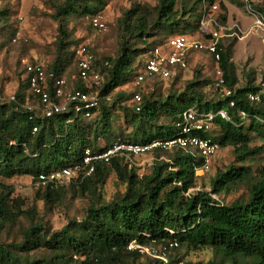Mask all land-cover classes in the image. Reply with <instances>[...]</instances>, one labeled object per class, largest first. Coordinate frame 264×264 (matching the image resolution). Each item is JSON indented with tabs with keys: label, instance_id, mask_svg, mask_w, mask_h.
Instances as JSON below:
<instances>
[{
	"label": "trees",
	"instance_id": "obj_1",
	"mask_svg": "<svg viewBox=\"0 0 264 264\" xmlns=\"http://www.w3.org/2000/svg\"><path fill=\"white\" fill-rule=\"evenodd\" d=\"M155 1L151 8L136 5L123 13L119 19L123 36L115 57H105L98 63L87 47L93 56V68L105 74L96 91L101 101L91 118L81 120L72 111L44 117L40 112L27 110V100L36 99L28 93L21 66L22 87L12 95L15 102L0 97V228L14 224L22 216L30 221L20 242L0 243V264H264V166L253 175L249 164L264 153V89L251 81L235 88L238 80L231 59L236 37L226 39L227 44L224 39L219 40V67L225 85L216 87L220 97L215 100L206 98L202 90L207 85L205 81L191 80L182 91L168 90L162 95L155 91V83L163 79L154 78L148 80L153 83L150 93L143 95L137 91L141 101L136 112L133 95L137 92L126 95L115 91L124 84H132L144 55L173 33L191 32L196 36L185 35L200 40L208 38L198 30L203 14V10L199 11L201 0H193L190 5L179 3V8L177 0ZM228 1L243 7L240 0ZM103 5L104 0H59L52 5V19L58 23L55 55L49 65L41 63L55 76L65 78L68 84L67 69L75 64L76 71L70 81L76 82L72 88L80 91H91V88L76 79V58L73 51L69 52L76 42L70 39L67 26L72 18L98 15ZM221 6L219 2L217 9ZM254 6L264 11V0ZM8 17V10L0 9V35L5 31ZM219 18L220 22L226 20L224 15ZM155 32L170 35L149 43L147 39L154 37ZM200 54L211 61L209 55ZM186 70L177 72L173 79L177 80ZM223 88L230 90L229 96H224ZM249 95H256L258 101H250ZM127 100L131 102L130 107L124 105ZM230 102L234 103L233 107ZM189 108L226 114L227 119L216 115L211 120V125L219 129L217 137L209 136L208 130L200 135L216 142L219 148L231 147L234 160L239 163L217 171L209 191L188 192L195 187L196 169L202 159L195 152L181 148L148 153L156 158L165 155L166 159L155 160L149 172L142 176L120 158L112 159L109 164L99 162L93 173L80 182L69 185L48 182L36 187L38 199L50 208L65 198L69 188L74 189L73 196L88 198L80 219H71L60 230L50 231L33 209H22L23 201L13 197V185L1 180L15 176L35 178L40 173L49 175L75 165L82 167L86 149L103 151L118 140L143 144L171 138L180 129L182 114ZM240 112L246 117H241ZM119 117L131 129L124 137L116 125ZM33 128H36L34 133ZM254 140L259 145H252ZM108 172H113L125 189L106 202L100 191ZM239 184L245 186L244 194L230 203L218 199ZM130 243L145 249L158 246L159 250L144 253L128 249ZM39 250L48 255H33ZM202 250H210L217 259L192 263L178 257L180 251Z\"/></svg>",
	"mask_w": 264,
	"mask_h": 264
},
{
	"label": "rangeland",
	"instance_id": "obj_2",
	"mask_svg": "<svg viewBox=\"0 0 264 264\" xmlns=\"http://www.w3.org/2000/svg\"><path fill=\"white\" fill-rule=\"evenodd\" d=\"M59 0H0V9H7L9 17L5 31L0 35V97L1 100H7L10 96L21 91V67L19 60L22 57L36 58L44 65H49L55 55V45L58 37L57 25L58 23L52 19V5ZM179 3H186L190 5L193 0H177ZM221 3V8L213 12L203 11L204 14H209L210 17L215 18L221 25L231 27L236 24L240 27L241 32L237 29L231 31H223L222 39L227 44L228 38L236 37L235 44L232 48V63L235 65L237 84L235 88L245 86L247 82L251 81L256 87L264 89V31L253 30L250 23L253 21L252 17L247 15L244 8L228 0H215L214 4ZM156 4L155 0H104L102 9L97 13L106 24V31L98 32L92 29L88 22L80 17L72 18L69 21L67 30L70 39L76 43L71 46L69 52H74L79 45H86L92 51L98 63L102 62L103 58L116 56L119 43L123 36V31L119 23V19L128 9L140 5L144 7H153ZM203 10V6L201 12ZM225 16L226 20L220 22V16ZM187 24H191V19L188 18ZM234 35H230L231 33ZM14 33V35H13ZM180 32H175L178 34ZM185 34L195 35V33L185 32ZM167 32H155L154 37H149L147 41L153 43L159 39L169 36ZM172 35V34H171ZM13 39H16L13 41ZM137 47L141 46L137 44ZM213 65L211 61L204 55L197 53L190 57L187 70L180 74L177 80L167 79L157 81L155 83V91L159 94L166 95L168 90L180 92L189 83V81H205L207 85L203 87L207 99L219 98V91L216 90ZM76 71L75 64L70 65L67 69V78L69 86H76V82H72L71 76ZM98 72V71H97ZM196 72L199 76H196ZM101 84L105 80V74L101 75ZM86 84L91 85V91L96 92L97 87L92 85L89 81ZM153 83L148 81L143 83L139 88L134 87L131 83L124 84L115 91L122 92L126 95L132 92L139 91L145 95L150 93ZM28 105L35 106V113H39V106L36 101L32 99L27 100ZM125 106L130 107L131 102L127 100ZM120 115V112H119ZM80 119L83 120L82 116ZM116 125L122 129L123 137L130 133L121 117L117 119ZM219 132L218 127L210 125L208 135L217 137ZM252 145H259V142L253 141ZM99 146H103L100 142ZM166 159L165 155L156 158L154 154H145L134 157L132 162L128 165L129 168H134L139 176L147 174L150 167L155 160ZM251 163V172L254 175L255 170L264 166V153L256 157ZM229 165L239 166L235 162L233 151L231 147L219 148L218 153L210 165V171L203 175H198L195 179V187L192 191H209L210 181L215 176L217 171H224ZM128 168V169H129ZM4 183L13 185V197H18L24 203L23 210L33 209L37 218L50 231L60 230L71 219H80L83 215L87 205L88 198L82 197L79 194L73 196V188H69L65 198L58 204L47 207L43 201L38 199L37 190L31 177L15 176L10 179H1ZM63 185H69V182L64 180ZM124 185L117 179L113 172H108L107 178L103 188L100 191L101 197L106 202L121 195L124 192ZM244 185H237L232 187L228 194H222L218 199L223 203H230L235 198L245 193ZM216 197V196H215ZM217 198V197H216ZM30 226L28 217H20L14 224L7 225L0 228V243L9 245L20 242L23 231ZM150 253L152 250L158 251L159 247H152L147 249ZM187 254V255H186ZM36 257L47 256L48 253L39 250L33 253ZM179 258L192 263H205L212 259H217L210 250H202L198 252L184 253L179 252ZM182 264V263H179Z\"/></svg>",
	"mask_w": 264,
	"mask_h": 264
},
{
	"label": "built area",
	"instance_id": "obj_3",
	"mask_svg": "<svg viewBox=\"0 0 264 264\" xmlns=\"http://www.w3.org/2000/svg\"><path fill=\"white\" fill-rule=\"evenodd\" d=\"M201 1L203 11H206V8L208 12L217 10L216 4L208 3L207 0ZM240 2L246 14L253 19L250 23L251 29L264 31V11H260L254 6L256 3H260L261 0H240ZM85 19L95 31H106V24L100 15L86 16ZM233 29L241 32L238 25L234 24L227 28L215 18L210 17L209 14L203 13L199 20L198 30L202 34L207 35L208 38L200 40L185 34L173 35L162 43H156L144 55L142 66L137 71L132 85L139 88L143 83L154 78L173 79L177 72L188 68L189 59L193 54L205 53L211 57L215 86L222 88L225 85V81L222 70L219 67L220 48L218 44L219 40L222 39L221 32ZM234 34L233 32L230 35ZM15 40L13 39V41ZM75 58L78 71L76 79L84 83L90 81L96 87L100 86L101 76L93 68V56L86 45H79L75 49ZM19 64L26 75L28 93L36 99L39 106L38 110L42 116L51 117L64 111H72V113L82 116L83 119H89L98 109L101 98L97 92H85L72 88L65 78L57 77L52 71L46 70L36 58L22 57L19 60ZM90 87L91 85H89ZM222 90L224 96L230 95V90L226 88ZM248 98L250 101H258L256 95H249ZM133 99L136 104L135 111L138 112L141 101L139 92L133 95ZM9 100L15 102L13 96H10ZM105 100L109 101V97H106ZM229 105L233 107L234 103L230 102ZM25 107L29 111L36 108L33 105ZM216 115L227 119L223 111L214 114L211 112H198L192 108L186 109L182 114L180 129L171 138L155 139L143 144L118 140L107 146L103 151L86 149L82 155V167L75 165L49 175L40 173L31 179L35 187L45 186L48 182L63 184L64 180L69 183H76L90 176L96 163L109 164L112 159L120 158L130 164L134 157L148 154L156 149L168 150L174 147L195 152L197 156L201 157L202 164L196 169V175H203L210 170L211 162L219 151V145L200 134L209 130L211 120ZM239 115L243 118L246 117L244 112H240ZM34 132H36V128L32 129V133ZM173 245L176 246V243ZM128 249L148 252L147 249L141 248L134 243H130Z\"/></svg>",
	"mask_w": 264,
	"mask_h": 264
}]
</instances>
